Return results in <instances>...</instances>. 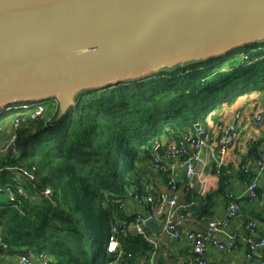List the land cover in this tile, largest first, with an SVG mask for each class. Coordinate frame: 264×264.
I'll list each match as a JSON object with an SVG mask.
<instances>
[{
  "label": "trees",
  "instance_id": "trees-1",
  "mask_svg": "<svg viewBox=\"0 0 264 264\" xmlns=\"http://www.w3.org/2000/svg\"><path fill=\"white\" fill-rule=\"evenodd\" d=\"M250 92H264V40L81 91L63 115L54 98L42 102L36 118L30 116L32 107L4 110L0 133L4 128L7 136L16 116L21 126L16 150L0 156V167L35 166L36 178L22 185L37 197L9 200L8 191L17 185L14 171L0 170V256L28 254L34 261L47 257L61 264H135L149 255L150 244L131 230L117 236L119 258L107 251L111 225L129 223L134 216L120 206L127 189L149 182L155 144L163 147L195 131L210 110ZM161 173L166 183V173ZM222 179L218 192L225 189ZM46 188L51 194L42 193Z\"/></svg>",
  "mask_w": 264,
  "mask_h": 264
},
{
  "label": "water",
  "instance_id": "water-1",
  "mask_svg": "<svg viewBox=\"0 0 264 264\" xmlns=\"http://www.w3.org/2000/svg\"><path fill=\"white\" fill-rule=\"evenodd\" d=\"M263 40L264 0H0V113Z\"/></svg>",
  "mask_w": 264,
  "mask_h": 264
},
{
  "label": "built area",
  "instance_id": "built-area-1",
  "mask_svg": "<svg viewBox=\"0 0 264 264\" xmlns=\"http://www.w3.org/2000/svg\"><path fill=\"white\" fill-rule=\"evenodd\" d=\"M33 108L31 118L43 110L42 102L23 103L21 108ZM7 108L6 110H8ZM240 111H237V115ZM264 119V104L250 115V120L254 125H259ZM21 126V118L16 116L12 123V128L0 143V156H12L16 150V131ZM199 133H203L201 138ZM238 130L234 122H218L216 124V135L208 132L203 125L200 124L199 131L195 129L193 132L183 133L175 139L166 142L162 147L164 153L159 151L160 144H155L152 154V168L156 171L166 173V189L161 192H155L150 182H143L139 189H127V198L120 202L121 208L126 209V202L129 201L141 209L135 211H127L134 214L133 219L127 223L120 225H111L106 248L108 252L116 254V258L121 255V248L118 241V234L125 233L129 230L134 231L142 236L151 246V252L147 256L141 257L135 264H158L156 257L158 255L160 242L158 238L159 232L165 233L172 238H180L185 236L190 255L184 261L176 264H218L206 257L207 249L211 246L220 251L231 252L238 248L239 242L242 241L246 246L245 259L247 261L258 257L259 264H264V235L258 230L257 222L249 218L243 208L240 206L238 196L233 192L227 193V201L224 216H217L210 219L204 230L188 229L184 230L183 225L192 217L191 205L189 203L179 202V183L177 176V168L184 169L185 178L191 180L196 173L197 167L201 164V150L207 146L214 137L218 138L217 149L219 157L216 160V174L221 172L223 164V156L228 147L232 144ZM8 168L14 171L12 180L17 184L15 191H8L9 200H16L17 196L28 197L35 200L36 193L28 192L22 185L23 180H34L36 178V168L22 167L17 165L3 166L0 170ZM240 169L250 176L246 186V195L255 199L258 197V182L261 174L264 172V148H260L253 159H246ZM190 185H187V191L191 193ZM43 194H51V190L46 188ZM1 208V205H0ZM155 219L160 229L152 230L146 225V220ZM241 219L243 221L244 234L238 238L236 233L228 232L225 228L231 219ZM223 236V238H221ZM115 260L108 261L107 264H113ZM34 259L28 254H20L14 259L4 262V264H33ZM39 264H61L47 257H41ZM235 264V263H227Z\"/></svg>",
  "mask_w": 264,
  "mask_h": 264
},
{
  "label": "crops",
  "instance_id": "crops-1",
  "mask_svg": "<svg viewBox=\"0 0 264 264\" xmlns=\"http://www.w3.org/2000/svg\"><path fill=\"white\" fill-rule=\"evenodd\" d=\"M263 104L264 92L245 93L239 95L232 103H224L220 107L210 110L205 116L204 122L200 123L215 136L218 122H234L238 135L223 156L221 174H216L215 162L219 157L217 137H214L207 146L202 148L201 164L197 167L191 180L185 178L182 167L177 168V176L181 180L178 190L179 202L189 203L192 200L194 201L191 205L192 217L184 223V230H204L210 219L224 216L227 201L226 194L231 191L238 196L240 206L249 218L257 222L259 232L264 235V172L258 182V197L251 199L246 195L248 177L240 169V165L246 159H253L255 153L260 148H264V119L259 125H254L250 120V115ZM238 110L240 113L237 115ZM2 130L0 143L5 139L7 133L4 128ZM151 170L157 172L153 179L149 177V182L154 191H164L166 189L164 174L154 169ZM221 178H223L225 189L223 192H218ZM190 184L193 198L191 193L187 191V185ZM126 209L135 211L141 208L127 201ZM225 229L228 232L236 233L238 238L242 237L245 232L243 221L238 218L229 220ZM158 238L160 242L156 257L158 264H176L186 260L190 255L189 245L184 235L180 238H172L159 232ZM238 242V248L231 252L220 251L210 246L207 249L206 257L218 264H259L258 257L249 261L245 259L246 246L242 241L238 240ZM14 258L16 256H0V264ZM33 264H39V260H35Z\"/></svg>",
  "mask_w": 264,
  "mask_h": 264
},
{
  "label": "rangeland",
  "instance_id": "rangeland-1",
  "mask_svg": "<svg viewBox=\"0 0 264 264\" xmlns=\"http://www.w3.org/2000/svg\"><path fill=\"white\" fill-rule=\"evenodd\" d=\"M22 104H23L22 102L13 103V104H10V105L8 106V108H9V109H10V108H18V107H20ZM10 119H11V117H10V118H7L6 120H8V122H9ZM156 174H157V172H154V171H152V170L150 169L149 177H152V179H153V178H154V175H156Z\"/></svg>",
  "mask_w": 264,
  "mask_h": 264
}]
</instances>
